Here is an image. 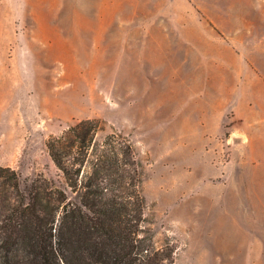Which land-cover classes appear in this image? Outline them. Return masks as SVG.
Segmentation results:
<instances>
[{"label":"rangeland","instance_id":"rangeland-1","mask_svg":"<svg viewBox=\"0 0 264 264\" xmlns=\"http://www.w3.org/2000/svg\"><path fill=\"white\" fill-rule=\"evenodd\" d=\"M248 65L264 0H0V164L53 176L46 141L99 118L132 142L173 264H264V128L231 138L223 118Z\"/></svg>","mask_w":264,"mask_h":264},{"label":"trees","instance_id":"trees-1","mask_svg":"<svg viewBox=\"0 0 264 264\" xmlns=\"http://www.w3.org/2000/svg\"><path fill=\"white\" fill-rule=\"evenodd\" d=\"M83 118L46 141L53 176L0 164V264H173L144 225L130 139Z\"/></svg>","mask_w":264,"mask_h":264},{"label":"crops","instance_id":"crops-1","mask_svg":"<svg viewBox=\"0 0 264 264\" xmlns=\"http://www.w3.org/2000/svg\"><path fill=\"white\" fill-rule=\"evenodd\" d=\"M192 25L194 26L193 22ZM212 29V34H221L213 26ZM189 33L196 32L190 30ZM232 72L236 75L237 81L230 90L229 106L224 111L223 118L232 120L229 126L231 138L240 136L249 138L254 135L257 128H264V71L248 65L245 68L233 69ZM242 139L243 137L236 138L239 144L243 143ZM224 230H227L226 226ZM224 234L226 236V233Z\"/></svg>","mask_w":264,"mask_h":264}]
</instances>
